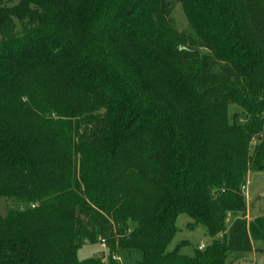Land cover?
<instances>
[{"label": "trees", "instance_id": "obj_1", "mask_svg": "<svg viewBox=\"0 0 264 264\" xmlns=\"http://www.w3.org/2000/svg\"><path fill=\"white\" fill-rule=\"evenodd\" d=\"M252 171L264 0H0V199L21 205L0 214V264L264 255V215L248 221L241 193ZM180 214L210 238L191 255L168 248ZM102 240L105 258L78 259Z\"/></svg>", "mask_w": 264, "mask_h": 264}, {"label": "rangeland", "instance_id": "obj_2", "mask_svg": "<svg viewBox=\"0 0 264 264\" xmlns=\"http://www.w3.org/2000/svg\"><path fill=\"white\" fill-rule=\"evenodd\" d=\"M173 25L178 32L189 33V27L187 20L183 14L180 4H175L171 13ZM204 49L200 50V53H205ZM240 109L237 106H230L228 113L229 117L233 113L239 112ZM240 122H243L241 119ZM253 141L251 144L253 145ZM264 172L252 171L249 172L245 178V189H241V193L244 196V200L247 208V215L250 220L257 216L264 215ZM21 205L10 199H0V214L4 215L8 209H18ZM192 220L185 214H180L176 218L177 232L171 243L169 249H174L182 241H187L188 244L179 248L180 253L191 255L194 248L201 245H206L210 238L206 233L205 228L202 225H197L194 228L188 226ZM228 224V223H227ZM258 243H253V251L243 254L238 259L232 260L230 264H264V255L259 253L256 248ZM108 253L107 243L102 246L99 242L83 243L77 250V257L79 260L88 258H96L99 256L106 257ZM141 258L139 252L126 250H120L115 255L114 259L119 261L120 264H136Z\"/></svg>", "mask_w": 264, "mask_h": 264}, {"label": "built area", "instance_id": "obj_3", "mask_svg": "<svg viewBox=\"0 0 264 264\" xmlns=\"http://www.w3.org/2000/svg\"><path fill=\"white\" fill-rule=\"evenodd\" d=\"M263 176H264V175H263ZM241 189L244 190V189H245V185L242 186ZM104 243H105V242L102 240V241H101V245L104 246ZM202 248H203V245L199 247V249H202Z\"/></svg>", "mask_w": 264, "mask_h": 264}, {"label": "crops", "instance_id": "obj_4", "mask_svg": "<svg viewBox=\"0 0 264 264\" xmlns=\"http://www.w3.org/2000/svg\"><path fill=\"white\" fill-rule=\"evenodd\" d=\"M246 218H247V220H248V221H250V219L248 218V215H247V217H246ZM201 246H202V245H201ZM203 246H204V245H203ZM199 247H200V246H199Z\"/></svg>", "mask_w": 264, "mask_h": 264}]
</instances>
